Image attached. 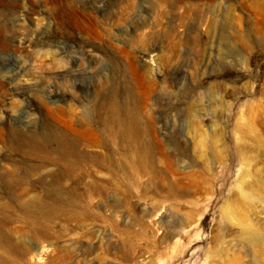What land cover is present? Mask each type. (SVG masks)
<instances>
[{"label":"rangeland","instance_id":"rangeland-1","mask_svg":"<svg viewBox=\"0 0 264 264\" xmlns=\"http://www.w3.org/2000/svg\"><path fill=\"white\" fill-rule=\"evenodd\" d=\"M0 264H264V0H0Z\"/></svg>","mask_w":264,"mask_h":264},{"label":"bare ground","instance_id":"bare-ground-1","mask_svg":"<svg viewBox=\"0 0 264 264\" xmlns=\"http://www.w3.org/2000/svg\"><path fill=\"white\" fill-rule=\"evenodd\" d=\"M66 145V144H65Z\"/></svg>","mask_w":264,"mask_h":264}]
</instances>
